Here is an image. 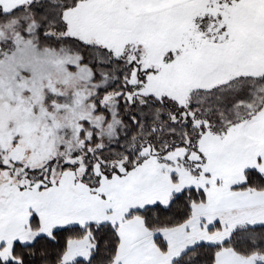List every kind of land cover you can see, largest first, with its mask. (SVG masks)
Returning <instances> with one entry per match:
<instances>
[{"label": "snow or ice", "instance_id": "snow-or-ice-1", "mask_svg": "<svg viewBox=\"0 0 264 264\" xmlns=\"http://www.w3.org/2000/svg\"><path fill=\"white\" fill-rule=\"evenodd\" d=\"M0 264H264V0H0Z\"/></svg>", "mask_w": 264, "mask_h": 264}]
</instances>
